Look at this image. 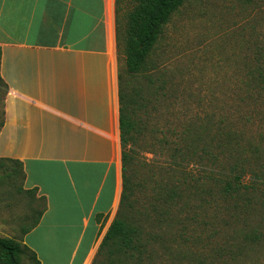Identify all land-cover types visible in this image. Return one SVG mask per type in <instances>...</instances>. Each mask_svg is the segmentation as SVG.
Listing matches in <instances>:
<instances>
[{
  "label": "crops",
  "instance_id": "obj_1",
  "mask_svg": "<svg viewBox=\"0 0 264 264\" xmlns=\"http://www.w3.org/2000/svg\"><path fill=\"white\" fill-rule=\"evenodd\" d=\"M128 5L0 0V158L20 161L22 188L46 202L22 236L40 264L93 263L116 214L118 43Z\"/></svg>",
  "mask_w": 264,
  "mask_h": 264
},
{
  "label": "trees",
  "instance_id": "obj_2",
  "mask_svg": "<svg viewBox=\"0 0 264 264\" xmlns=\"http://www.w3.org/2000/svg\"><path fill=\"white\" fill-rule=\"evenodd\" d=\"M184 2L130 0L122 41L131 77L144 73L151 82L146 73L149 55ZM243 62L250 67L238 71L231 92L222 91L231 102L223 97L216 110L204 117L193 107L192 115L174 125L167 117L162 125L150 120V95L165 94L164 80L154 93L146 94L142 85L128 88L119 67L121 193L95 256L103 254L108 264H123L124 257L139 258L152 242L167 241V233L171 240L186 241L190 226L219 208L233 212L242 204L264 213V45L256 46L253 56ZM173 107L168 104L163 109L172 114ZM161 114L156 120L161 121ZM14 161L23 180L21 162ZM41 211L22 228V236L37 224ZM258 227L263 231L264 218L253 226L251 237L264 236L256 232ZM0 264L40 261L21 238L0 236Z\"/></svg>",
  "mask_w": 264,
  "mask_h": 264
},
{
  "label": "rangeland",
  "instance_id": "obj_3",
  "mask_svg": "<svg viewBox=\"0 0 264 264\" xmlns=\"http://www.w3.org/2000/svg\"><path fill=\"white\" fill-rule=\"evenodd\" d=\"M122 40L121 36L120 70L128 88L142 85L146 94L154 93L164 80L165 94L150 95L152 124L157 121L162 125L167 117L174 125L192 115L193 107L204 117L216 110L223 97L231 102L222 91L231 92L238 71L250 67L243 61L253 56L256 46L264 45V0H185L149 55L146 73L151 82L144 73L131 77L126 72ZM5 90L0 81V122ZM168 104L174 106L172 114L163 109ZM158 113H162L161 121L156 120ZM45 206L43 197L23 190L19 165L0 158V236L22 239V228ZM261 218L264 213L242 204L233 212L219 208L204 221L193 223L186 241L171 240L167 233V241L152 242L139 258L124 257L123 264H264V236L251 237ZM256 232L264 229L258 227ZM94 258V264H108L103 254Z\"/></svg>",
  "mask_w": 264,
  "mask_h": 264
}]
</instances>
